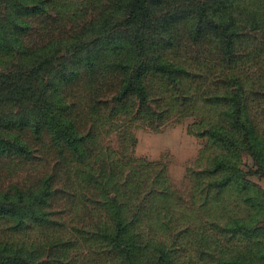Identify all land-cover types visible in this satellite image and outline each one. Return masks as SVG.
<instances>
[{"label": "rangeland", "instance_id": "374dc122", "mask_svg": "<svg viewBox=\"0 0 264 264\" xmlns=\"http://www.w3.org/2000/svg\"><path fill=\"white\" fill-rule=\"evenodd\" d=\"M0 264H264V0H0Z\"/></svg>", "mask_w": 264, "mask_h": 264}]
</instances>
